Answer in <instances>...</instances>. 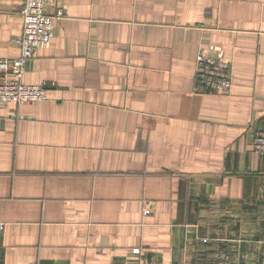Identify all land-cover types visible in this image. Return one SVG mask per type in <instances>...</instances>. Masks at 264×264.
<instances>
[{
    "label": "crops",
    "instance_id": "crops-1",
    "mask_svg": "<svg viewBox=\"0 0 264 264\" xmlns=\"http://www.w3.org/2000/svg\"><path fill=\"white\" fill-rule=\"evenodd\" d=\"M23 1L0 0V60ZM56 9L21 78L45 99L0 110V264H264V0ZM200 51L230 94L196 85Z\"/></svg>",
    "mask_w": 264,
    "mask_h": 264
},
{
    "label": "built area",
    "instance_id": "built-area-1",
    "mask_svg": "<svg viewBox=\"0 0 264 264\" xmlns=\"http://www.w3.org/2000/svg\"><path fill=\"white\" fill-rule=\"evenodd\" d=\"M54 0H24L21 8L23 29L20 36L13 39L19 47V56L11 61L0 60V110L17 108L45 99V85H24L21 78L27 63L38 49L49 47L54 36L53 20L63 17V11L56 9L54 15L49 8ZM10 77H7V76ZM195 83L209 93L227 95L232 89L231 66L220 56L207 55L200 51L195 60ZM253 147L264 152V129L253 134ZM145 210L143 215H147ZM134 253H138L135 249ZM213 264H230L226 253H221Z\"/></svg>",
    "mask_w": 264,
    "mask_h": 264
}]
</instances>
